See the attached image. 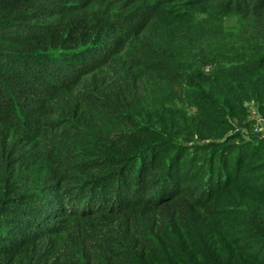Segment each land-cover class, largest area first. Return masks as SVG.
Here are the masks:
<instances>
[{"label": "trees", "instance_id": "16d2710c", "mask_svg": "<svg viewBox=\"0 0 264 264\" xmlns=\"http://www.w3.org/2000/svg\"><path fill=\"white\" fill-rule=\"evenodd\" d=\"M249 101L264 0H0V264H264Z\"/></svg>", "mask_w": 264, "mask_h": 264}, {"label": "rangeland", "instance_id": "374dc122", "mask_svg": "<svg viewBox=\"0 0 264 264\" xmlns=\"http://www.w3.org/2000/svg\"><path fill=\"white\" fill-rule=\"evenodd\" d=\"M204 69L205 71H209L211 67L208 64L204 67ZM244 105L248 110V119L250 120L251 125L250 129H246L245 132H250L258 135L259 137H264V118L259 111V108L253 101L245 102ZM259 120H261V122L258 124Z\"/></svg>", "mask_w": 264, "mask_h": 264}, {"label": "built area", "instance_id": "2783aa9c", "mask_svg": "<svg viewBox=\"0 0 264 264\" xmlns=\"http://www.w3.org/2000/svg\"><path fill=\"white\" fill-rule=\"evenodd\" d=\"M261 122V120H259L258 124Z\"/></svg>", "mask_w": 264, "mask_h": 264}]
</instances>
